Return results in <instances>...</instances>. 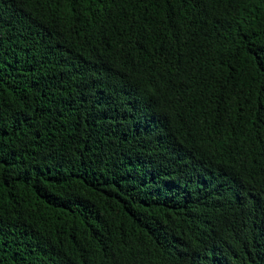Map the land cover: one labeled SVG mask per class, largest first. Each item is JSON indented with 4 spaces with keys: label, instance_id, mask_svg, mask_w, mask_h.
<instances>
[{
    "label": "trees",
    "instance_id": "1",
    "mask_svg": "<svg viewBox=\"0 0 264 264\" xmlns=\"http://www.w3.org/2000/svg\"><path fill=\"white\" fill-rule=\"evenodd\" d=\"M0 264H264V0H0Z\"/></svg>",
    "mask_w": 264,
    "mask_h": 264
}]
</instances>
